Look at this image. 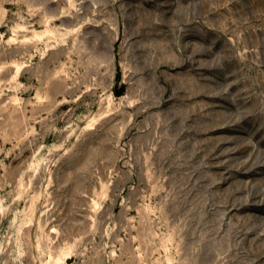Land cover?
<instances>
[{"label": "rangeland", "instance_id": "374dc122", "mask_svg": "<svg viewBox=\"0 0 264 264\" xmlns=\"http://www.w3.org/2000/svg\"><path fill=\"white\" fill-rule=\"evenodd\" d=\"M0 264H264V0H0Z\"/></svg>", "mask_w": 264, "mask_h": 264}]
</instances>
